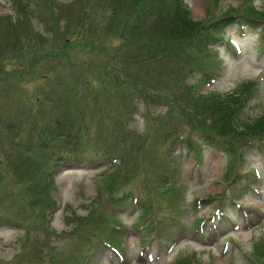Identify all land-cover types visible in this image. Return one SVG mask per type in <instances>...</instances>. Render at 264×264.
<instances>
[{"label":"rangeland","instance_id":"obj_1","mask_svg":"<svg viewBox=\"0 0 264 264\" xmlns=\"http://www.w3.org/2000/svg\"><path fill=\"white\" fill-rule=\"evenodd\" d=\"M90 1L91 6L85 0H0V188L5 189L0 196V264H51V252L57 260L54 264H172L184 255H197L201 264H208L212 258L215 264H251L247 255H254L256 243L264 238V153L254 147L245 159L235 161L218 149L204 147V153L195 157L184 145H171L178 127L189 136L192 127L196 138L202 139V117L186 108L192 100L190 94H197L198 89L201 93L239 92V84L257 75L260 94L248 114L251 118L264 114V23L258 28L243 30L233 24L225 29L226 38L231 37L239 46L233 52L227 39L216 45L218 59L222 61L216 79H202L207 77L205 71L211 75L218 68L219 61L211 56L210 62L203 60L200 67L195 65L198 72L184 76V70L169 78V68L178 67L170 58L163 63L165 73L156 64L141 68H136L137 63L126 65L132 60L130 54L135 47L124 42L137 35L122 25L116 33L105 37L115 3ZM184 1L196 21H205L211 14L220 18L240 7V0ZM166 5L168 10L171 4ZM256 5L262 8L263 0H256ZM81 21L84 27L77 25ZM97 29L107 51L96 58L85 51L84 40ZM154 34L156 42L164 44L171 39ZM148 39L152 40L145 37L143 41ZM74 40L79 45H70ZM62 50L70 51L68 58ZM93 61L102 62L108 68L106 71L114 75L107 76L102 68L105 73L95 70L90 77L83 68ZM110 61L117 66L108 64ZM68 64L75 69L70 70ZM134 69L142 77H149L143 86L150 88L147 93H153L151 97L140 90L136 91L139 96H132L129 85L143 81ZM116 72L120 73V80L125 79L123 84ZM156 75L157 79L153 77ZM152 78L161 82L154 84ZM73 86L77 87V94L72 91ZM107 87L113 89L111 93ZM169 89L173 94L170 102L153 99L157 93L168 96ZM114 93L116 97H112ZM43 119H47L49 129L61 123L62 136L84 125L81 133L86 130L94 134L92 139L84 136L81 147L89 159L71 163L65 158L59 160L57 151L54 155L49 153L44 148L46 144L42 145L38 127ZM184 120L189 124L182 125ZM21 137L30 146L20 142ZM69 139L57 136L54 144L57 141L64 149ZM118 151L123 157L112 165L106 156ZM172 164L177 174L168 180L182 185V217L187 224L176 236L158 240L161 246L149 245V236L138 229L141 207L131 204L120 206L121 223L116 218L113 221L118 229L98 222L97 217L103 214L100 193L105 199H112L121 187L141 183V201L163 212L149 214L151 220L144 221L142 226L151 222L162 224L165 207L180 204L179 199L170 197L172 193H168L169 185L165 182V173ZM247 169L259 171V183L233 205L234 178ZM50 171L55 173L54 184L47 193L44 187ZM20 190L26 192L25 198H19ZM39 195L44 203L49 199V210L39 214L38 220L33 213L41 209L36 204L32 206V201L35 203ZM217 196L228 216L217 213ZM203 216L208 217L203 230L191 231L189 225L195 227ZM219 217L229 223L219 228ZM98 236L117 239L113 243L121 255L109 245L97 243Z\"/></svg>","mask_w":264,"mask_h":264},{"label":"trees","instance_id":"obj_2","mask_svg":"<svg viewBox=\"0 0 264 264\" xmlns=\"http://www.w3.org/2000/svg\"><path fill=\"white\" fill-rule=\"evenodd\" d=\"M111 1L115 3L113 11L114 13L111 17V23L105 37L112 35L111 33H116L122 27L127 29L130 33H134L135 35L139 36L128 37V39L124 42V45L126 46L134 45L135 47L133 53L130 54L132 60L129 61V63H127L126 65L130 66L132 65V63H137L136 68H141L144 65L156 64V68H158L161 72H164L163 63L167 61L168 58H170L176 61L178 67L171 66L169 68L167 75V77L169 78H172L173 74L181 73L184 70V76L187 73L191 74L196 70L195 65L200 67V65L203 64V60L209 61V57L212 54L211 45L216 41L218 37L221 36V32H223L225 27H227L231 23L245 22L254 25L255 22L264 20V4L263 9L259 10L253 5V0H243V8L239 11L232 10V14L227 12L220 18H216L213 14H211L208 15L205 21L194 20L184 0ZM167 2L171 4L170 8L167 7L168 10L165 9L167 6ZM85 3L90 4L91 1L85 0ZM167 11H169V15ZM117 20L118 22H116ZM149 24L151 29L150 27L147 28V25ZM77 25H80V27L85 26L83 21L79 22V24ZM94 32L96 34L97 32H99V29ZM99 33H97L98 38L100 37ZM154 33H157L158 35H164L166 37H171V39L169 40L168 38L169 43L163 44L161 42H156L154 40ZM95 34L93 37L84 40V44L86 45L85 50L92 54L105 53L107 51V47L103 46L104 42L102 41L101 44ZM145 37H150L152 38V40L148 39L146 41H143ZM69 43L73 47L74 45H79V42L75 40ZM67 50H62L63 55L66 56L70 53V51L67 52ZM37 62H39V60H37ZM33 64L34 63H32L31 66H33ZM108 64L117 66V63H114L113 61H110V63ZM105 67L106 66L102 62L93 61L86 68L92 76V73L95 70L100 73H105L102 69L104 68L105 71L108 70V68ZM117 72L115 73V76L119 79L120 73ZM109 73V71H106L105 74L108 76ZM134 74H136L137 77L140 76L143 81L135 82L132 84L133 86L131 84L129 85V87L131 86L130 92L133 93L132 96L137 94L136 91L138 90L143 93H147L148 87H144L143 84L145 80H148L149 77H142L137 69H134ZM110 75L114 74L110 73ZM204 75H206V73H204ZM153 77L157 79L158 75ZM155 79H153L154 84L161 82V80ZM124 81L125 79L122 81V84ZM184 85V89L188 92L189 88L185 84V82ZM75 86L72 87V91L75 90V93L77 94V89ZM239 87H241V90L239 92L236 91V93L233 92L226 95H222L217 92H211L208 94L199 93L198 95L190 94L192 100L190 101V104L186 106V108H192L198 116L202 117V122L200 123V125L203 126V138L205 142L213 146H217L230 155L235 156V160H238L242 154L240 146L236 142H234L236 138H242L243 141L247 142H252L255 140L259 142L261 147L264 149V114L260 115L256 119L241 121L242 125L245 128V131L238 132L234 130L232 134L229 132V141L225 138V131H229L230 129V126L226 124L231 123L232 120L239 121L240 119H242V117H240L239 119L237 117L240 116L239 112L242 108L241 103L245 99L250 100V98L256 96L257 91L252 89V83H242ZM151 89H154L153 85H151ZM112 90L113 89L111 87H107V91H109L110 93L112 92ZM148 90H150V88H148ZM152 94L153 93L150 94V92L147 93V95H149L150 97L152 96ZM171 95H173L171 91L169 92L168 96H162L160 93H157V95L154 94L153 99L170 102L172 100L170 99ZM114 96L115 93L112 95V97ZM186 99H184V101L182 102H185ZM191 119H193V117ZM43 124H45L44 120L40 127L41 130H43L44 144L50 143V141L54 142L55 137L57 136H61L63 140L64 138H66L62 136L64 135V132L62 134V125L59 124L53 129H45V126ZM255 141L251 144H254ZM68 142L69 141H67L66 143V147L68 145ZM185 144L192 149L196 146L197 143H195L193 141V138L189 136L188 138H185ZM60 149L62 148L60 147ZM46 200L47 198L45 199V203ZM41 204L44 205L43 197ZM186 263L189 262L186 260L181 261V264Z\"/></svg>","mask_w":264,"mask_h":264}]
</instances>
